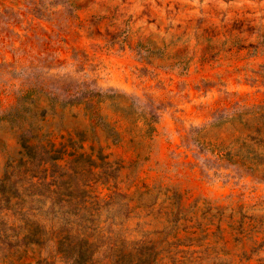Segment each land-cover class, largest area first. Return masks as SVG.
<instances>
[{
    "label": "rangeland",
    "instance_id": "374dc122",
    "mask_svg": "<svg viewBox=\"0 0 264 264\" xmlns=\"http://www.w3.org/2000/svg\"><path fill=\"white\" fill-rule=\"evenodd\" d=\"M263 135L264 0H0V264H264Z\"/></svg>",
    "mask_w": 264,
    "mask_h": 264
},
{
    "label": "trees",
    "instance_id": "16d2710c",
    "mask_svg": "<svg viewBox=\"0 0 264 264\" xmlns=\"http://www.w3.org/2000/svg\"><path fill=\"white\" fill-rule=\"evenodd\" d=\"M30 92H28L26 94L29 95ZM26 96L24 98H22V102L18 104V106H16V108H14V115L15 117L19 116L18 118L21 120H25V117H23L20 113L25 112L26 109L23 107L24 104V99H26ZM1 120H7V116L1 117ZM23 122V121H22ZM20 124V128L22 129V136H21V144H22V148L29 150L31 149L30 147V142H31V138H30V134L31 131L29 129H26L25 127L21 126ZM31 124H28V127H30ZM264 137V135H263ZM260 143L263 145H259L258 148H251L247 154L250 155L252 157V159H255L256 161H259L257 164H255V167L251 168L250 172L252 175H258L260 174L262 178H264V140H260ZM237 156V155H236ZM218 160H220L221 158L217 157ZM232 165L235 166L236 162L231 163ZM261 167V171H259Z\"/></svg>",
    "mask_w": 264,
    "mask_h": 264
}]
</instances>
